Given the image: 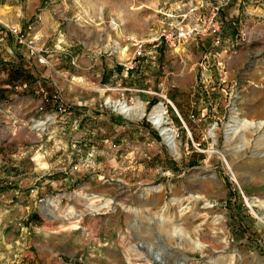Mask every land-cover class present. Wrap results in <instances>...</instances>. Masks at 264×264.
Here are the masks:
<instances>
[{"label": "rangeland", "instance_id": "obj_1", "mask_svg": "<svg viewBox=\"0 0 264 264\" xmlns=\"http://www.w3.org/2000/svg\"><path fill=\"white\" fill-rule=\"evenodd\" d=\"M220 1L0 0V157L12 155L5 145L13 138L41 139L42 152L53 163L57 142L84 140L90 130L71 122L78 108L90 113L89 119L101 114L105 121L107 111L128 123L108 136L132 141V149L112 148L109 154L103 149L106 159L98 162L94 153L81 161L82 152L63 150L61 158L69 160L75 175L56 186L69 169L58 172L53 164L44 196L29 215L0 197V264H22L15 258L25 253L27 264H48L55 251L68 264L82 263L83 256L71 255L99 237L106 238V264H264V125L228 135L236 116L264 122V0H255L258 14L248 11L250 0L223 6L219 40L207 34L178 50L165 44L153 48L169 24L209 17ZM234 8L238 20L225 25L223 11ZM139 42L145 44L141 58L148 57L144 79L159 81L174 73L184 80L186 114L173 108L167 100L171 92L165 91L148 105L126 103L143 108L141 118H127L108 102L119 100L104 91L107 80L127 72L120 57L133 59ZM12 66L29 70L32 84L52 83L34 84L30 93L15 85L22 96L43 90L57 100L48 99L33 116L25 110L8 113L5 106L15 99L5 87ZM137 71L139 61L132 72ZM53 79L62 81L63 92L55 91ZM159 106L175 135L176 153L151 121ZM31 127L36 135L29 134ZM13 185L0 181V192L10 194ZM104 216L106 221L99 220ZM175 227L183 230V239L172 234ZM194 242L199 250L191 248ZM156 253L159 261L153 259Z\"/></svg>", "mask_w": 264, "mask_h": 264}, {"label": "crops", "instance_id": "obj_2", "mask_svg": "<svg viewBox=\"0 0 264 264\" xmlns=\"http://www.w3.org/2000/svg\"><path fill=\"white\" fill-rule=\"evenodd\" d=\"M250 6L248 10L251 13H256L257 10L260 8L255 5V0L249 1ZM230 9V8H229ZM261 11V9H260ZM238 14L239 11H237L235 8L231 11L229 10L228 13L224 10L222 13L223 16V23H231V21L238 20ZM215 46V45H213ZM156 46H153L155 48ZM135 49H132L131 52L134 53ZM155 52V51H152ZM131 54L128 55V58L120 57L121 60L129 61L131 58ZM146 56V55H145ZM143 57L139 60L140 64V70L137 72H125L122 70L120 74L117 76L108 79L107 81L110 82V86L106 87L104 91H109L111 93V97L113 99H117L121 102L129 103V104H137L139 101L141 104L148 105L152 100L160 96V92H171L169 94V99L167 97V100L170 104L173 105V108L177 110L180 108L185 114L186 112V103H184V96L186 95V89L184 87V80L181 79V77H175L174 73L167 74L164 78H159V81H153V80H146L144 77H142V70L148 63V57ZM16 67L12 66L11 68ZM26 73L29 74V70L26 71ZM65 73H68L65 71ZM147 74V73H145ZM60 81V80H59ZM56 81V79H53V85L55 88V91L59 90L60 93L63 92V84L62 81ZM35 82V81H34ZM43 83H47V80L42 81ZM42 82L37 81L36 83H27L24 81L16 82V85L21 87L23 85H27V93H30V90H35L37 88L34 84L41 85ZM49 82V80H48ZM7 88H10L12 90V94H14V101L5 106V109L8 113L14 112V116L23 110L26 111V114L28 115H36L38 112V108H40L42 105L45 106V102L48 101V99L52 100L53 95H48V92H43V94L34 95V97L29 96L27 94L25 96H22L21 92H17L18 87L13 88V84L9 81V79L6 82ZM150 83V87L147 90H143V85H147ZM52 84V83H47ZM77 88L81 89V87ZM22 90V89H20ZM23 91V90H22ZM77 92V91H76ZM17 93L18 95H15ZM141 93L147 94L146 96H142ZM102 94V93H101ZM163 94V93H162ZM20 95V96H19ZM150 95V96H149ZM48 96V97H47ZM157 96V97H155ZM93 97V96H91ZM101 96L98 95V99ZM95 99V98H94ZM93 102V100H92ZM87 104V103H85ZM92 103L88 104L89 106ZM178 106V108H177ZM76 113L71 116V122H79L82 130H85V127L90 125V130L88 133L85 134L84 140H77L72 141L71 144L64 145V142H57L55 147L58 148L59 153L55 155L54 162L50 163V160H48L47 152H42L44 150V142L41 139L38 140H29V141H20L17 138H13L10 140L5 146L12 148V155H8L6 158L0 157V181L9 179L14 182L15 186L13 189L10 190V194H5V190L3 192H0V197L2 199H7L8 207H10L12 210H22L24 213H28L32 208H35L39 203V198L44 196V192L46 191V179L48 176V172H52L54 170V166L57 168L58 172H63V169L67 168L69 169L68 175H63L60 178V182L56 183L57 185L64 184L63 182H69L70 181V175H75V172L73 170H70V162L67 159H62L61 156L64 155L63 150H66V148H69V151L71 149V154H73V151H79L82 152L83 155H77L81 156V161L85 160L88 153H94L96 155L95 160L98 162L99 159H106V151L108 150L107 154H109L110 150L112 148H130L132 149L131 143L129 139H127L125 136L121 139L119 135L116 136H108V132L110 130L119 131L118 129L125 126H129L128 123L123 122L120 119H117L114 115L106 111V122L102 121L104 119V115H98L100 116L95 117L94 119H89L86 116H89L90 113H85L83 109H75ZM104 113V112H102ZM57 118V116H56ZM55 122L58 123L60 121L56 120ZM62 118H60L61 120ZM84 120V122H83ZM62 121V120H61ZM102 121V122H101ZM122 122V123H121ZM29 123V121H28ZM89 123V124H88ZM28 124H26L27 126ZM58 127V125H57ZM89 127V126H88ZM139 128V127H138ZM81 131V130H79ZM29 134L36 135L37 131L33 129L32 127L28 129ZM78 132V131H77ZM119 138V139H116ZM70 145V146H69ZM103 149H106L103 150ZM78 154V153H77ZM101 155H104L101 156ZM69 158V157H67ZM5 159V160H4ZM4 160V161H3ZM52 160V159H51ZM100 163V162H99ZM101 164V163H100ZM47 165V167H46ZM49 170V171H48ZM49 176L51 174L49 173ZM17 180V181H16ZM11 182V181H10ZM67 184V183H65ZM34 187L31 188V187ZM33 191V192H32ZM101 221H106V217L100 218ZM94 237V236H93ZM92 244L89 247V249L86 250L87 247L78 248L76 255L74 258H77L78 256H83L84 260L83 262H73V264H106V238H97L93 239ZM103 240V242H102ZM83 245H86L85 242L82 243ZM60 253L55 251L54 256L51 258H47L48 264H68L64 262L63 258H60L58 255ZM74 254V253H73ZM19 256V255H18ZM15 258L16 263H22L27 264L29 262L28 257L29 254L25 253ZM24 257V259H21ZM73 258V259H74ZM72 259V260H73ZM111 259H109L110 261ZM72 262L71 260L69 261Z\"/></svg>", "mask_w": 264, "mask_h": 264}, {"label": "built area", "instance_id": "obj_3", "mask_svg": "<svg viewBox=\"0 0 264 264\" xmlns=\"http://www.w3.org/2000/svg\"><path fill=\"white\" fill-rule=\"evenodd\" d=\"M229 2L230 0H221V4L213 9V13L209 17L200 16V18H198L195 22L187 24L183 22L169 24L168 28L165 29L160 37L154 41L158 42V44L155 46L158 47L161 44H165L171 49L178 50L182 45L191 41L192 39L207 34L213 35L219 40V35L222 29V23L219 19V14L221 8L227 5ZM14 32L15 34H19L20 43H23L25 39L24 35L19 33L17 29H15ZM218 40L217 43H219ZM33 43L34 41L30 42L31 45ZM144 45L145 44L141 42L135 45L136 49L133 54V59L124 63L127 72L135 70L139 59L143 55ZM119 49V47L115 48L113 49V52L116 53ZM21 88H27V85H23ZM52 100H57V96H54ZM60 111H62L61 108Z\"/></svg>", "mask_w": 264, "mask_h": 264}, {"label": "bare ground", "instance_id": "obj_4", "mask_svg": "<svg viewBox=\"0 0 264 264\" xmlns=\"http://www.w3.org/2000/svg\"><path fill=\"white\" fill-rule=\"evenodd\" d=\"M109 103L113 104V107L116 111L120 112L127 118H141L144 116V109L141 107H131L127 105L126 103L122 102H113L112 100H108ZM257 112V111H256ZM255 112V113H256ZM261 112V111H260ZM262 113V112H261ZM165 109L162 106L157 107L154 112L151 114L150 118L153 122L154 126L159 129L161 134L163 135V138L165 139V144L169 147V149L176 153V140L175 135L172 133V130L165 126ZM236 128L231 131L228 135H235L238 131H244L249 129H259L264 125V122H260L259 124L250 122L246 119H239L236 116ZM232 137H229L231 139ZM247 203L250 207H254L255 203L247 200ZM172 234L181 237L182 239L185 237V233L182 229L175 227L173 230H171ZM193 250H199L200 244L198 242H194L191 246ZM160 256L158 253H156L153 257L155 261H159Z\"/></svg>", "mask_w": 264, "mask_h": 264}, {"label": "trees", "instance_id": "obj_5", "mask_svg": "<svg viewBox=\"0 0 264 264\" xmlns=\"http://www.w3.org/2000/svg\"><path fill=\"white\" fill-rule=\"evenodd\" d=\"M9 81L15 86L16 82H34L33 76L26 73L22 67H13L8 70Z\"/></svg>", "mask_w": 264, "mask_h": 264}, {"label": "water", "instance_id": "obj_6", "mask_svg": "<svg viewBox=\"0 0 264 264\" xmlns=\"http://www.w3.org/2000/svg\"><path fill=\"white\" fill-rule=\"evenodd\" d=\"M162 135V134H161ZM163 136V135H162ZM163 141L165 142V139L163 138Z\"/></svg>", "mask_w": 264, "mask_h": 264}]
</instances>
